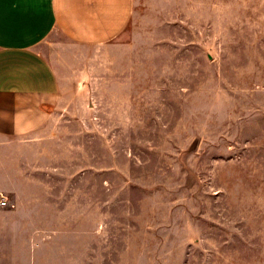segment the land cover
<instances>
[{
    "label": "rangeland",
    "instance_id": "rangeland-1",
    "mask_svg": "<svg viewBox=\"0 0 264 264\" xmlns=\"http://www.w3.org/2000/svg\"><path fill=\"white\" fill-rule=\"evenodd\" d=\"M161 6L108 43L43 44L79 117L51 264H264V0Z\"/></svg>",
    "mask_w": 264,
    "mask_h": 264
},
{
    "label": "crops",
    "instance_id": "crops-1",
    "mask_svg": "<svg viewBox=\"0 0 264 264\" xmlns=\"http://www.w3.org/2000/svg\"><path fill=\"white\" fill-rule=\"evenodd\" d=\"M161 4L194 17L211 0H0V264H51L64 247L65 186L81 181L61 176L67 125L79 117L44 42L57 30L72 44L108 43Z\"/></svg>",
    "mask_w": 264,
    "mask_h": 264
},
{
    "label": "built area",
    "instance_id": "built-area-1",
    "mask_svg": "<svg viewBox=\"0 0 264 264\" xmlns=\"http://www.w3.org/2000/svg\"><path fill=\"white\" fill-rule=\"evenodd\" d=\"M7 205V198L0 194V207Z\"/></svg>",
    "mask_w": 264,
    "mask_h": 264
}]
</instances>
